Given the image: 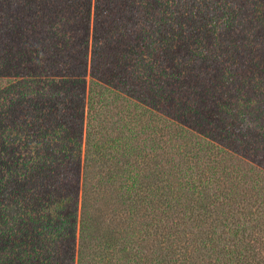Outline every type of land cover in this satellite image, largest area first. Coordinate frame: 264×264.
Here are the masks:
<instances>
[{"label":"trees","instance_id":"obj_1","mask_svg":"<svg viewBox=\"0 0 264 264\" xmlns=\"http://www.w3.org/2000/svg\"><path fill=\"white\" fill-rule=\"evenodd\" d=\"M0 264H264V0H0Z\"/></svg>","mask_w":264,"mask_h":264}]
</instances>
